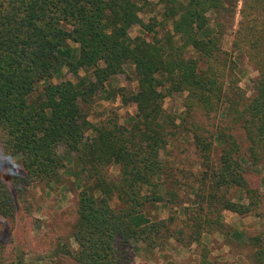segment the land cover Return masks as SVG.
<instances>
[{
  "label": "trees",
  "instance_id": "obj_1",
  "mask_svg": "<svg viewBox=\"0 0 264 264\" xmlns=\"http://www.w3.org/2000/svg\"><path fill=\"white\" fill-rule=\"evenodd\" d=\"M218 3L160 0V19L144 23L138 0H0V219L15 214L2 170L17 192L56 179L66 166L80 170L71 232L76 250L63 251L75 264H134L136 244L153 249L168 238L198 242L202 222L206 231L221 229L214 210L246 214L251 205L236 204L220 190L245 183L236 127L247 142L249 166L262 165L264 185V58L261 44L251 40L248 61L257 75L248 97L227 84L231 61L207 20ZM133 25L141 35L129 36ZM149 33L151 41L142 36ZM82 69L88 73L79 76ZM127 69L135 87L116 94L134 105V114L124 125L89 127L83 106ZM62 70L75 82L52 83ZM172 94L182 97L177 126L200 158L192 179L200 183L201 223L198 217L181 224L176 216L151 220L148 207L159 198L142 193L166 167L159 153L176 119L162 104ZM110 165L121 173L115 183L103 175ZM248 239L252 260L263 263L260 236ZM0 264H22L1 240Z\"/></svg>",
  "mask_w": 264,
  "mask_h": 264
},
{
  "label": "rangeland",
  "instance_id": "obj_2",
  "mask_svg": "<svg viewBox=\"0 0 264 264\" xmlns=\"http://www.w3.org/2000/svg\"><path fill=\"white\" fill-rule=\"evenodd\" d=\"M138 6L141 9L139 17L144 23L151 18L160 19V0H138ZM207 20L209 29L218 39L220 50L231 61L227 64V84H233L244 97H248L252 80L257 75L248 61V52L252 51L249 46L251 40L261 44L259 53L264 58V0H219L216 7L207 13ZM140 33L137 25L128 31L130 37ZM150 35L142 36L150 40ZM87 73L84 69L78 71L79 76ZM65 79L75 82L64 70L60 77L53 78L51 82ZM42 85H37L36 92L41 90ZM134 87L135 78L129 69L110 78L105 85L106 90L97 92L83 106L89 127L124 125L127 118L134 114L135 107L116 93L118 89L129 93ZM181 98L172 94L163 99V110L175 117L176 127L168 134V145L159 153L166 166L163 175L155 178L150 186H143L142 193L159 198L157 203L148 207L151 220L176 216L181 224L188 218L198 217V223H201L202 215H197L201 203L195 197L200 183L192 179L201 170L200 158L192 148L190 137L177 126L180 122L177 117L182 111ZM87 135H91V132H87ZM232 135L239 147V156L244 159L242 178L245 183H242V187H228L220 192H224L225 197L236 204L251 205V209L244 215L214 210V215H219L222 227L217 231H206L202 222L200 227L203 231H196L200 235L198 242L181 245L179 240L175 242L168 238L153 249L136 244L134 264H260L251 258L252 248L248 238L259 235L264 246V185L260 181L262 165L249 166L247 142L242 130L236 127ZM219 152L218 145H215L212 154L214 161L218 159ZM66 167L56 179L32 183L24 191L17 192L12 189L4 171H1L3 181L15 200V214L11 221L0 219V240L13 257L21 258L22 264H75L63 251L72 253L76 250L71 232L78 191L76 180L80 177V170L71 171L68 170L69 166ZM103 175L115 183L121 173L117 166L110 165L104 168ZM115 203L116 199L112 197L111 204ZM211 207L212 204L209 211ZM190 209L194 210V214L188 215Z\"/></svg>",
  "mask_w": 264,
  "mask_h": 264
}]
</instances>
